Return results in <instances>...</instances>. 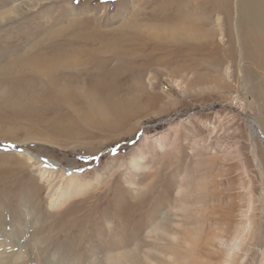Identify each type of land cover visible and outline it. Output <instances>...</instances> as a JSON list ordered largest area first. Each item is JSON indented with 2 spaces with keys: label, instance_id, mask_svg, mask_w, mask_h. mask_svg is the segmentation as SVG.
Masks as SVG:
<instances>
[{
  "label": "rangeland",
  "instance_id": "rangeland-1",
  "mask_svg": "<svg viewBox=\"0 0 264 264\" xmlns=\"http://www.w3.org/2000/svg\"><path fill=\"white\" fill-rule=\"evenodd\" d=\"M249 1L0 0V264H264Z\"/></svg>",
  "mask_w": 264,
  "mask_h": 264
},
{
  "label": "bare ground",
  "instance_id": "bare-ground-1",
  "mask_svg": "<svg viewBox=\"0 0 264 264\" xmlns=\"http://www.w3.org/2000/svg\"><path fill=\"white\" fill-rule=\"evenodd\" d=\"M249 4L255 5V3L249 1V2H246V4H245V5H247L246 9L247 10H250L249 12H252L251 13V16L254 19L257 18V19H259V20H261V21L264 22V11H261L259 8L257 9L255 6H252V5H249ZM257 19H256V21H257ZM260 134H261V138H262L263 143H264V135L262 133H260ZM24 154H26V153H24ZM24 154H22V155H24ZM26 155H27V157H26L27 158V162L32 165L31 168H33V171L38 172V175L40 177V180H43L44 182H48L49 181V177H52V174H54L57 171L58 172L60 171L61 181H63L65 179V180H67L69 182V183H67L68 184V188L65 191L64 190H61V191H64L62 193V197L64 199L67 198V197L69 198L70 196L72 197V196L77 195V192L76 191H74L71 194L70 193V188L75 185L76 179L79 176V174H78L79 172H75V171L68 170V169L66 170L65 168H61V170H60L59 167L57 165H55V162L53 163V162H50L49 160H46V159H43V158H38V157H36L34 155H29V153H27ZM132 164L137 165V161L136 160H133L132 161ZM49 185L50 184H48V186ZM52 189H53V186L50 185L49 192H51ZM60 189H61V186L57 187L55 189V191L52 192L51 194L49 193L50 206L54 202H56L55 195L58 194V191ZM59 198H61V197H59Z\"/></svg>",
  "mask_w": 264,
  "mask_h": 264
},
{
  "label": "water",
  "instance_id": "water-1",
  "mask_svg": "<svg viewBox=\"0 0 264 264\" xmlns=\"http://www.w3.org/2000/svg\"><path fill=\"white\" fill-rule=\"evenodd\" d=\"M2 150H4L5 151V149H2ZM7 151V150H6Z\"/></svg>",
  "mask_w": 264,
  "mask_h": 264
}]
</instances>
